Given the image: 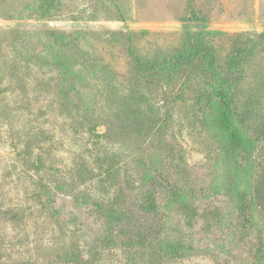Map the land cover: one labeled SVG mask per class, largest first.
Here are the masks:
<instances>
[{"label":"rangeland","instance_id":"1","mask_svg":"<svg viewBox=\"0 0 264 264\" xmlns=\"http://www.w3.org/2000/svg\"><path fill=\"white\" fill-rule=\"evenodd\" d=\"M50 30L70 35L75 74L67 81L46 63ZM192 31L206 35L220 66L246 37L260 42L243 54L236 102L247 125L261 128L264 0H0V264H58L57 251L69 243L93 254L88 264H253L254 236L232 242L180 217L179 235L192 251L172 260L153 254L165 179L205 189L218 153L198 117L208 91L201 77L175 64L150 67ZM157 151L165 165L144 184L143 166ZM54 181L67 191L51 216L39 193ZM75 192L90 202L76 205ZM94 201L124 213L116 241L131 245L101 241ZM213 202L223 206L225 198Z\"/></svg>","mask_w":264,"mask_h":264},{"label":"trees","instance_id":"2","mask_svg":"<svg viewBox=\"0 0 264 264\" xmlns=\"http://www.w3.org/2000/svg\"><path fill=\"white\" fill-rule=\"evenodd\" d=\"M47 36L46 63L57 69L62 81H67L75 74L68 52L70 35L64 31L50 30ZM258 46V40L246 37L244 48L233 47L224 65L220 66L215 49L207 42L206 35L201 31L186 32L181 44L150 65L152 69L175 64L197 72L208 89L201 97L198 117L208 137L218 147L212 180L207 188L195 190L189 184L180 185L165 179L167 195L163 204V219L153 246V254L157 259L182 258L192 251V245L179 235L175 218L180 217L187 227L201 223V227L215 230L232 242L251 243L249 238L254 236L255 242L251 243L253 264H264V216L260 208L261 192L258 184L264 125L251 129L236 102V89L242 80L243 54H252ZM129 53L138 64L137 57L130 49ZM66 91L67 87L61 85L60 93L67 96ZM164 165L161 152L151 153L148 164L143 166L141 181L150 183L153 173L157 168L162 171ZM64 185L58 181H54L51 186L44 182L40 185L42 205L51 216L58 215L59 210L53 207V203L58 194L67 191ZM219 196L225 198L223 206L213 202ZM73 198L76 205L90 202L88 195L78 192L73 194ZM93 204L103 219L101 241L106 246L131 245L129 239L116 241L119 239L115 231L121 225L124 213L113 205L95 201ZM92 256L89 252L84 255L83 250L69 243L57 251L55 259L58 264H88Z\"/></svg>","mask_w":264,"mask_h":264}]
</instances>
